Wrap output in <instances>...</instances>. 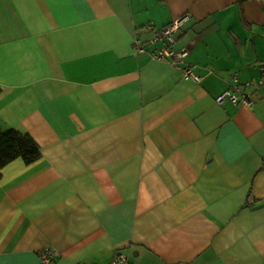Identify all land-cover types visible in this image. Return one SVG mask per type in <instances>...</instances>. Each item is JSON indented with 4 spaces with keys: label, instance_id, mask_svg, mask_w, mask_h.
Segmentation results:
<instances>
[{
    "label": "crops",
    "instance_id": "crops-1",
    "mask_svg": "<svg viewBox=\"0 0 264 264\" xmlns=\"http://www.w3.org/2000/svg\"><path fill=\"white\" fill-rule=\"evenodd\" d=\"M175 33L183 76L148 52ZM145 43L138 53L135 37ZM237 75L251 106L216 97ZM264 0H0V264H264Z\"/></svg>",
    "mask_w": 264,
    "mask_h": 264
},
{
    "label": "built area",
    "instance_id": "built-area-1",
    "mask_svg": "<svg viewBox=\"0 0 264 264\" xmlns=\"http://www.w3.org/2000/svg\"><path fill=\"white\" fill-rule=\"evenodd\" d=\"M188 14H182L172 19L169 23L162 27H157L155 25H150L154 29V36L151 38L149 43L160 44L148 52L149 56L154 59H167L173 64H175L182 72L183 76L191 78L195 81H200L202 75L197 73L194 70V64L186 61V56L189 54L188 47L176 48V36L175 33L181 28L183 23L187 20ZM134 47L138 53L146 52L145 43L141 40L140 37H135ZM234 84L230 88H226L221 92L216 100L218 102H224L227 98L233 105H242V106H251L250 97L246 94L239 93V84H237V75L232 76ZM259 83H264L259 81ZM58 255V252L55 248L45 247L39 251V262L38 264H53L55 257ZM107 264H135L134 261L130 258L127 252L119 251L109 260Z\"/></svg>",
    "mask_w": 264,
    "mask_h": 264
},
{
    "label": "trees",
    "instance_id": "trees-1",
    "mask_svg": "<svg viewBox=\"0 0 264 264\" xmlns=\"http://www.w3.org/2000/svg\"><path fill=\"white\" fill-rule=\"evenodd\" d=\"M40 156V147L29 132L0 124V176L1 168L11 160L22 157L31 163Z\"/></svg>",
    "mask_w": 264,
    "mask_h": 264
}]
</instances>
